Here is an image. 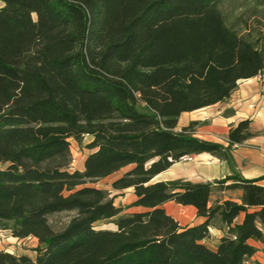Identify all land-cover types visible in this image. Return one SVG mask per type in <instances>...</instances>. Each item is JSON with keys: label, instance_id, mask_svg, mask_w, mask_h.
<instances>
[{"label": "trees", "instance_id": "obj_1", "mask_svg": "<svg viewBox=\"0 0 264 264\" xmlns=\"http://www.w3.org/2000/svg\"><path fill=\"white\" fill-rule=\"evenodd\" d=\"M0 1V228L38 240L34 257L0 249V264H246L249 240L264 242L257 178L152 179L185 155L229 161L255 135L243 119L223 145L195 136L197 121L177 122L264 71V23L241 33L223 0ZM236 20L246 26L243 12ZM85 135L90 152L71 169L68 139ZM128 165L111 186L132 187L143 210L120 214L108 190L88 184ZM229 189L239 201L211 202ZM167 201L204 221L181 226ZM61 211L74 214L55 231L48 217ZM109 219L115 229L94 227ZM213 226L224 229L215 249L203 242Z\"/></svg>", "mask_w": 264, "mask_h": 264}, {"label": "crops", "instance_id": "obj_2", "mask_svg": "<svg viewBox=\"0 0 264 264\" xmlns=\"http://www.w3.org/2000/svg\"><path fill=\"white\" fill-rule=\"evenodd\" d=\"M1 5L2 2L0 1ZM254 17L255 15L251 16L250 20ZM258 28L262 29V26L259 25ZM249 31L250 22L246 26H242L240 32ZM243 119L250 120V128L255 135L240 144L234 145L230 151L229 161L202 152L193 155L191 161L180 159L173 163L167 169L156 174L152 181L186 179L192 182H207L238 173L245 178H257L258 183L264 185V77L258 80L257 75H255L251 78L242 79L238 81L237 87L227 98L202 108L182 112L178 117L177 126L182 127L191 121H197L198 125L194 130L195 136L227 145L229 128ZM241 194V189L216 190L211 196V202L215 199L227 198L239 201ZM163 207L183 227L199 224L205 219V217L196 214V209L192 205L167 201ZM182 210L191 213L192 222L182 223ZM241 218L242 215L238 216L236 221H240ZM209 233V237L203 242L206 244L205 241L210 240L211 245H206L215 249L219 238L224 234V229L219 226L209 227ZM13 238H17L19 242L29 239L33 248L38 245L37 238L33 236ZM249 243L255 247V251L247 258L246 264H264V242L250 239ZM26 247H30V244ZM0 249L13 253L3 248ZM26 251V249H21L17 254H29ZM32 252L34 251L32 250Z\"/></svg>", "mask_w": 264, "mask_h": 264}, {"label": "rangeland", "instance_id": "obj_3", "mask_svg": "<svg viewBox=\"0 0 264 264\" xmlns=\"http://www.w3.org/2000/svg\"><path fill=\"white\" fill-rule=\"evenodd\" d=\"M243 0H223L222 8L226 13L227 23L235 27L239 31H242V26L237 23L236 16L243 12V20H246V24L250 22V31L253 32L264 23V9H253L250 5L244 4ZM242 6V7H241ZM255 15L254 18L250 20V17ZM250 20V21H249ZM247 33V32H246ZM245 33V34H246ZM90 136H83L81 142H77L72 138H69L70 151L72 155L71 169H82L83 161L85 156L90 152L86 147V143L89 141ZM132 165L125 166L103 178H100L88 185L95 186L97 188L106 189L110 192V195L114 197V204L121 209L120 214H129L132 212L142 211L143 208L132 205L136 196L134 194L133 188H126L123 190H115L112 188L111 183L121 176L125 171L130 169ZM74 214L73 211H61L50 214L48 217L49 223L53 230H60ZM182 223L192 222L191 213L189 211H181ZM96 229L106 228L115 229L114 222L109 220H101L94 223ZM9 228L5 225L0 228V248L12 251L17 254L19 250L26 249L32 257H34V252H32V243L29 239L22 240L19 242L17 238H13ZM208 246L211 245L210 240L205 241ZM30 247H26L29 245Z\"/></svg>", "mask_w": 264, "mask_h": 264}, {"label": "built area", "instance_id": "obj_4", "mask_svg": "<svg viewBox=\"0 0 264 264\" xmlns=\"http://www.w3.org/2000/svg\"><path fill=\"white\" fill-rule=\"evenodd\" d=\"M263 77H264V71L259 72V73L257 74V78H258V80H261ZM192 159H193V155H185V156H183V157L181 158V160H183V161H191Z\"/></svg>", "mask_w": 264, "mask_h": 264}]
</instances>
